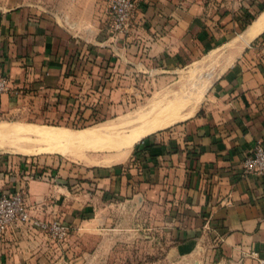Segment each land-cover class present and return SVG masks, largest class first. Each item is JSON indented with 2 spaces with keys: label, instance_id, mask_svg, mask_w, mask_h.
Here are the masks:
<instances>
[{
  "label": "crops",
  "instance_id": "1",
  "mask_svg": "<svg viewBox=\"0 0 264 264\" xmlns=\"http://www.w3.org/2000/svg\"><path fill=\"white\" fill-rule=\"evenodd\" d=\"M243 12L229 0H137L130 30L111 36L106 0H0V74L9 84L0 121L103 119L182 69L205 78L185 119L141 138L123 162L84 176L67 169L61 185L22 183L36 165L0 157V194L25 187L32 216L74 227L106 204L136 199L162 208L175 257L258 264L264 175L245 173L242 161L264 145V30L250 40L244 33L263 11L241 29ZM0 264L58 262L44 232L15 223L0 236Z\"/></svg>",
  "mask_w": 264,
  "mask_h": 264
},
{
  "label": "rangeland",
  "instance_id": "2",
  "mask_svg": "<svg viewBox=\"0 0 264 264\" xmlns=\"http://www.w3.org/2000/svg\"><path fill=\"white\" fill-rule=\"evenodd\" d=\"M255 1H257L256 9L254 8ZM250 2H252V13L247 10V6L251 5ZM229 3L232 6L239 7L241 11L246 9V13L243 12L242 15V22L248 14L255 18L264 8V0H229ZM194 72L195 68L191 66L180 70L179 76L172 83L168 79L162 84L161 91L158 90V93H155L153 87L145 90L144 93L135 98V102L131 103L129 107L118 109L113 116L103 119L98 117L88 122L76 119L65 120L55 124H39L40 126L66 128L73 131H82L83 129V131L95 134L96 138H93L94 140H87L82 144L78 143L73 146H64L69 151L73 152V150H76L73 153L81 155L80 157L73 156V154H62L55 150L63 146V144L49 145L47 142L37 140L34 136H28L24 133L19 136L0 134V157L19 156L24 159H30V163L36 165L38 170L35 168L31 172L32 168H30L26 170V173L20 174L23 177L22 183L23 180L44 179L46 181L54 180L55 183L61 185L68 184L67 178L65 179L68 174L67 169H77V176H84L86 175L84 170L92 166L112 165L123 162L129 155L130 150L124 157L118 159L119 149L114 145V142H111V138L114 136V129L120 125L123 119L130 117L129 115L132 116L138 110H146L154 101L161 100L165 102L175 91H183V94L192 92L198 99L201 88L203 89L205 85V78L197 77ZM173 86L177 90H173ZM195 88H198V90ZM190 110H185L184 115L188 114ZM183 111H180V113ZM21 121L17 119L1 120L0 125L3 123L2 125L18 124L22 126L24 124ZM103 125L107 127L104 128ZM96 129L98 131H95ZM97 132L99 134H96ZM105 143V147L100 148L101 144L104 146ZM89 145L92 146L90 149ZM94 146H97V148ZM60 167L63 170L61 174L44 173L45 168L58 170ZM59 175L61 176L60 178H58ZM14 191H19L26 197L31 211L32 205L25 187ZM33 216L31 215L32 219H38L35 215ZM63 225L68 232L63 239H54L44 233L55 246V256L58 264H205V258L203 262L198 263L194 258L175 257L171 247V240L163 227L162 208L144 204L136 199L106 204L97 209L95 216L91 219H87L75 227L69 224ZM32 227L34 228V226Z\"/></svg>",
  "mask_w": 264,
  "mask_h": 264
},
{
  "label": "bare ground",
  "instance_id": "3",
  "mask_svg": "<svg viewBox=\"0 0 264 264\" xmlns=\"http://www.w3.org/2000/svg\"><path fill=\"white\" fill-rule=\"evenodd\" d=\"M262 11H263L262 13L260 12L261 13L260 16L256 20H254L252 25L244 33V36L247 40L253 39L261 31L264 30V9ZM195 89L198 90V88H195ZM174 93L173 95H171L170 98L165 100V102L164 101L162 102L161 100H156V101L153 100L154 102L152 103L151 106L147 107L146 105L147 107L146 110H143V111L138 110L139 112L137 111V113H134L132 116L129 115L130 117L123 119L120 125L116 129H114L113 131L114 136L111 138V142H114V145H116V147L119 149L118 159L124 157L127 154V152L129 153V150H131L134 144L138 142L144 136L156 130L164 128L170 124H173L178 119L184 117L183 114L181 115L180 111L186 108L192 107L197 102V98L192 94V92H185L187 94H183L184 93L183 91L176 92L175 94ZM112 123H115V122H112ZM2 124L0 125V134H6V135L10 134V135L19 136L20 134L24 133V134H27L28 136L30 135L34 136L37 140L47 142L49 145L50 144H55V145L63 144V146H60V148L55 149V150H58V152L62 154H66V155L73 154V156H78V157H80L81 155H78V154L76 155L73 153L74 151L76 152V150L72 149L73 150L72 152V151H69V149L64 146L66 145L73 146L78 143L82 144L87 140H92L93 138L94 139L96 138L95 134L89 133L88 131H85V130L83 131V129L82 131H79V130L73 131V130L66 129V128H58V127L55 128V127H48V126L46 127V126H40V125H35V124H24L22 126L18 124L17 125H14V124L2 125ZM106 125L105 126L103 125L104 128L107 127ZM95 131H98V130L96 129ZM96 134H99V132H97ZM105 145L106 143L104 144V146H102L101 144L100 148L105 147ZM88 147L90 149V147L92 146L89 145ZM94 147L97 148V146H94Z\"/></svg>",
  "mask_w": 264,
  "mask_h": 264
},
{
  "label": "built area",
  "instance_id": "4",
  "mask_svg": "<svg viewBox=\"0 0 264 264\" xmlns=\"http://www.w3.org/2000/svg\"><path fill=\"white\" fill-rule=\"evenodd\" d=\"M137 0H107L108 32L111 36L126 34L132 24ZM8 79L0 74V94L8 90ZM243 171L264 175V145L257 142L252 151L242 161ZM30 224L54 239H63L67 235L66 227L59 222H45L32 219L26 197L19 191L0 194V236L11 224ZM258 264H264V256L259 257Z\"/></svg>",
  "mask_w": 264,
  "mask_h": 264
},
{
  "label": "trees",
  "instance_id": "5",
  "mask_svg": "<svg viewBox=\"0 0 264 264\" xmlns=\"http://www.w3.org/2000/svg\"><path fill=\"white\" fill-rule=\"evenodd\" d=\"M263 9H264V8H263ZM263 9H262V10H263ZM262 10H261V11H262ZM261 11H260V12H261ZM260 12H259V13H260ZM259 13H258V14H259ZM258 14H257V15H258ZM257 15L255 16V18L257 17ZM252 18H253V19H252ZM255 18H254L252 15L250 16V15L248 14V15L246 16V18H244V20H243V22H244L245 24H244L243 22L241 23V29H244V28H245V27H246L251 21H253ZM250 20H251V21H250Z\"/></svg>",
  "mask_w": 264,
  "mask_h": 264
}]
</instances>
